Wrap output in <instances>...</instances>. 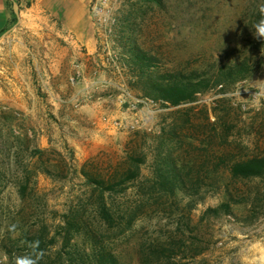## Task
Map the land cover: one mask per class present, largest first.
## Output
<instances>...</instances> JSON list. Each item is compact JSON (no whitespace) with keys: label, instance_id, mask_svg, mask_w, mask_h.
<instances>
[{"label":"clouds","instance_id":"clouds-1","mask_svg":"<svg viewBox=\"0 0 264 264\" xmlns=\"http://www.w3.org/2000/svg\"><path fill=\"white\" fill-rule=\"evenodd\" d=\"M258 11L261 18L258 22L253 25V36L257 39L264 40V2L258 5ZM15 226H13L14 228ZM31 251L24 256L17 257L15 264H38L39 260L43 258L45 253L42 250H39V242H33L30 245ZM7 257L5 256V260Z\"/></svg>","mask_w":264,"mask_h":264}]
</instances>
